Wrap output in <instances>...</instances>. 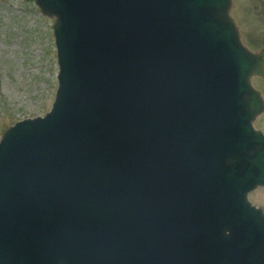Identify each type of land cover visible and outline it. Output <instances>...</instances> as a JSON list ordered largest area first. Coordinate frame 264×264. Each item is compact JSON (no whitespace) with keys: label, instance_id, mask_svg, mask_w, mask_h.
I'll return each mask as SVG.
<instances>
[{"label":"water","instance_id":"water-1","mask_svg":"<svg viewBox=\"0 0 264 264\" xmlns=\"http://www.w3.org/2000/svg\"><path fill=\"white\" fill-rule=\"evenodd\" d=\"M58 88L0 140V264H264V47L233 0H35Z\"/></svg>","mask_w":264,"mask_h":264},{"label":"rangeland","instance_id":"rangeland-1","mask_svg":"<svg viewBox=\"0 0 264 264\" xmlns=\"http://www.w3.org/2000/svg\"><path fill=\"white\" fill-rule=\"evenodd\" d=\"M231 15L243 44L254 53L264 47V0H233ZM53 20L35 0H0V140L16 122L45 116L58 88ZM264 98V79L252 78ZM264 133V113L254 122ZM264 210V188L249 196Z\"/></svg>","mask_w":264,"mask_h":264}]
</instances>
